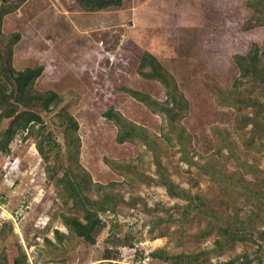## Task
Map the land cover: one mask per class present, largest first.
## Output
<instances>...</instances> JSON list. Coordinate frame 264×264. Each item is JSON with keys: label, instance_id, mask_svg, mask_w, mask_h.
<instances>
[{"label": "rangeland", "instance_id": "374dc122", "mask_svg": "<svg viewBox=\"0 0 264 264\" xmlns=\"http://www.w3.org/2000/svg\"><path fill=\"white\" fill-rule=\"evenodd\" d=\"M16 32L12 66L42 65L35 88L58 99L0 151V264H264V0H24L1 19V49ZM100 203L90 244L64 217ZM226 223L246 238L217 248Z\"/></svg>", "mask_w": 264, "mask_h": 264}, {"label": "trees", "instance_id": "16d2710c", "mask_svg": "<svg viewBox=\"0 0 264 264\" xmlns=\"http://www.w3.org/2000/svg\"><path fill=\"white\" fill-rule=\"evenodd\" d=\"M24 0L12 1L6 4H2L0 6V23L1 19L4 15L12 12L17 8L19 4H21ZM79 4L82 6L83 10L86 11H96L101 9H106L110 6H121L122 0H79ZM19 33H13L10 35L9 42L4 45L1 49L0 47V127H4L0 132V151L7 152L8 145L15 133L18 130H26L29 131L32 124L39 123L42 124L43 120L38 112L39 109L48 110L49 106L52 102H56L58 99V95L53 90H47L44 92H40L35 88L36 79L40 76L43 71L42 65H34V66H26L21 70L15 69L11 64V59L13 56V45L19 39ZM256 50V49H255ZM252 64H255V59L257 58L256 52L251 55ZM238 62L240 64L243 63V57L237 56ZM147 63L151 66L149 71L144 72L146 76L149 77H158L161 81H163L167 88L168 92H172V87L174 85V81L170 78V74L168 71L163 68L160 62L156 59L154 55L149 52H145L141 61V66L147 65ZM242 66V65H241ZM244 70H248L251 68L248 64H244ZM132 93L138 95L137 91H132ZM174 100V105L176 103V95L171 94ZM173 105V106H174ZM172 108V107H171ZM168 114L171 113L170 108H166ZM63 113V112H62ZM112 111L107 112V114L111 115ZM172 117L173 115L170 114ZM63 118L66 124L69 127L68 135H70V144H73L74 150L79 146V139L76 134L77 130V122L74 117L68 112H64ZM121 121V120H119ZM124 136H130V128H126L125 131L119 132L117 138L122 141ZM40 152H43L42 148L38 147ZM83 183L80 181H76L73 185L72 195L79 196L80 189L83 185H90L91 179L89 178V173H83ZM87 178V179H86ZM224 180V179H222ZM217 182H221L218 181ZM83 184V185H82ZM81 185V187H79ZM98 186V183L97 185ZM170 195L174 194L171 188H168ZM83 197V196H82ZM88 201V199H86ZM192 204V203H190ZM202 201L199 199L198 203L193 206L194 210L200 212V208H197L198 205L201 206ZM85 209L83 213V221L78 219L77 217H64L65 222L71 228V230L75 233V235L79 238H82L85 242L90 244L95 243V236L101 230L104 225L103 220L99 216V211H105L112 207L108 204L100 203L98 209H92L90 204L88 206L82 205ZM189 206V205H188ZM196 206V207H195ZM216 219H220L219 217H214ZM213 221H211L209 228L203 229L200 235L205 236L210 228ZM220 238L216 239L215 242L218 245L217 248H221L222 244H228L234 240H241L246 237L240 235L238 230L233 229L231 224L226 223L224 225L219 224L217 229ZM58 232V231H56ZM16 252V251H15ZM152 256H157V249L151 252ZM7 259L11 261L13 264H26L24 260V255L20 253H13L8 255ZM236 261L229 260L224 262L223 264H235ZM248 261H243L242 264H247Z\"/></svg>", "mask_w": 264, "mask_h": 264}]
</instances>
